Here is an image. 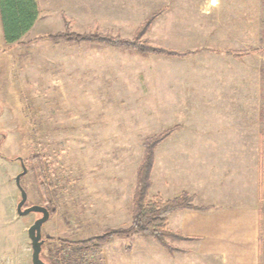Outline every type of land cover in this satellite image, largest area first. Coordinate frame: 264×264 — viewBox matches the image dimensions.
Wrapping results in <instances>:
<instances>
[{
    "label": "rangeland",
    "instance_id": "obj_1",
    "mask_svg": "<svg viewBox=\"0 0 264 264\" xmlns=\"http://www.w3.org/2000/svg\"><path fill=\"white\" fill-rule=\"evenodd\" d=\"M97 9L103 11L92 20L80 8L66 13L72 31L89 33L98 26L103 33L132 37L134 27H119V19L142 24L160 12L145 37L190 54L143 55L101 41L43 38L65 30V12L59 10L22 38L27 44L38 37L29 45L11 46L0 36V264H32L28 228L39 214L17 213L19 158L29 168L21 180L27 206L45 205L46 199L45 180L30 170L32 154L48 161L55 212L42 228L47 239L42 257L65 264L75 242L130 225L147 137L179 124L191 129L201 120L213 124V118L198 117L203 103L187 99L190 77L206 78L201 84L226 81L208 84L206 96L250 95L254 99L239 97V113H264V0H108ZM166 93L169 102L160 101ZM180 188L176 184L171 192ZM167 240L188 252H170L148 236L132 234L90 245L82 257L84 264H203L194 248Z\"/></svg>",
    "mask_w": 264,
    "mask_h": 264
},
{
    "label": "crops",
    "instance_id": "obj_2",
    "mask_svg": "<svg viewBox=\"0 0 264 264\" xmlns=\"http://www.w3.org/2000/svg\"><path fill=\"white\" fill-rule=\"evenodd\" d=\"M36 1L40 14L29 31L45 15L58 13V10L65 12L63 22L65 16L69 18L66 13H77L75 8H80L78 13L82 15H90L92 20L103 11L97 8L108 0ZM120 1L127 3V0ZM122 14L115 15L120 18ZM122 18L118 21L119 27L127 23L135 31L141 24ZM96 30L100 31L98 26L91 32ZM152 30L154 23L149 32ZM114 34L128 36L119 31ZM0 36L3 38L1 16ZM204 79L190 77L185 82L189 92L186 96L188 100L203 103L198 117L213 118V124L209 126L206 120H201L196 129L179 124L173 134L157 146L151 173V190L155 191L152 196L160 194L168 199L187 191L194 196L195 205L207 207L177 210L168 216L171 229L198 238L180 243L188 245L187 249L194 248L203 264H264V113H239L236 105L239 97L254 98L231 93L230 83L231 92L206 96L208 84L226 81L209 82L211 79L201 84ZM169 96L170 93H166L160 101L169 102ZM192 159H196V163ZM185 161L187 165H183ZM176 184L181 190L171 192Z\"/></svg>",
    "mask_w": 264,
    "mask_h": 264
},
{
    "label": "trees",
    "instance_id": "obj_3",
    "mask_svg": "<svg viewBox=\"0 0 264 264\" xmlns=\"http://www.w3.org/2000/svg\"><path fill=\"white\" fill-rule=\"evenodd\" d=\"M40 14L39 6L36 0H0V16L1 26L3 31V38L6 44H25L22 37L34 26ZM158 13H154L146 18L142 24L136 29L132 37H124L121 34L103 33L93 31L89 33H77L72 31L70 26V19L65 16V30L52 35H45L43 38L52 41L58 40H73L76 42L101 41L106 44L121 47L126 49H133L143 55H158L165 57H185L190 52H181L166 46L156 45L152 43L146 34L149 32L152 23L158 17ZM38 40V37L29 41L25 45ZM234 54L233 51H227ZM179 127L175 125L167 128L159 134L147 137L144 140V154L143 158L137 168L136 181L134 191L131 199V222L128 227H120L116 229H109L101 235L89 238L83 241L75 242V248L63 263L65 264H84L82 257L83 249L90 245H98L109 242L118 236L143 234L155 241L159 242L163 247L170 252L182 251L188 252L186 249H181L172 245L167 239H174L179 241L197 240V237L185 235L182 231L173 230L168 226V216L182 209H205L194 204V196L187 191L179 195L165 199L160 194L150 196V189L152 186L151 173L155 162V150L157 146L164 140L169 138L172 133ZM34 153V152H33ZM48 161H46L40 154L34 153L31 158V168L36 173L37 177L42 181V189L46 194L45 205L51 211L55 212L53 200L49 191V184H47L46 176L49 171ZM26 175L22 177V180ZM60 261H55V264ZM54 264V263H53Z\"/></svg>",
    "mask_w": 264,
    "mask_h": 264
},
{
    "label": "water",
    "instance_id": "obj_4",
    "mask_svg": "<svg viewBox=\"0 0 264 264\" xmlns=\"http://www.w3.org/2000/svg\"><path fill=\"white\" fill-rule=\"evenodd\" d=\"M22 171L15 177L16 185L20 190V200L17 204V213L20 216H25L30 213H41L42 215L35 219L32 225L28 228V236L31 240V247H32V264H49L45 261L42 257V250L43 245L45 243V239L43 238L42 228L45 222H47L50 218V211L49 209L40 204H33L30 206H25L28 194L26 189L22 185V177L26 175L29 171V168L22 160L19 158Z\"/></svg>",
    "mask_w": 264,
    "mask_h": 264
},
{
    "label": "flooded vegetation",
    "instance_id": "obj_5",
    "mask_svg": "<svg viewBox=\"0 0 264 264\" xmlns=\"http://www.w3.org/2000/svg\"><path fill=\"white\" fill-rule=\"evenodd\" d=\"M25 164H26V163H25ZM25 206H27V205H25ZM44 206H46V205H44ZM46 207H47V206H46ZM49 211H50V210H49ZM38 214H39V217L42 215L41 213H38ZM51 215H52V214H51V211H50V217H51ZM49 219H50V218H49ZM46 240H47V239L45 238V242H46Z\"/></svg>",
    "mask_w": 264,
    "mask_h": 264
}]
</instances>
